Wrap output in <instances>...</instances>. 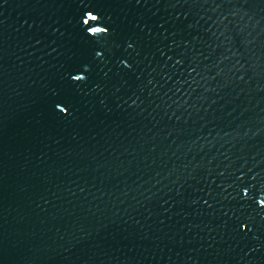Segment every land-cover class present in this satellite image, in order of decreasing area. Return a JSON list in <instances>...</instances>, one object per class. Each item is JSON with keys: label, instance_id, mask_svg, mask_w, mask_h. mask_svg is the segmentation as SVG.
Returning a JSON list of instances; mask_svg holds the SVG:
<instances>
[{"label": "water", "instance_id": "obj_1", "mask_svg": "<svg viewBox=\"0 0 264 264\" xmlns=\"http://www.w3.org/2000/svg\"><path fill=\"white\" fill-rule=\"evenodd\" d=\"M0 264H264V0H0Z\"/></svg>", "mask_w": 264, "mask_h": 264}, {"label": "clouds", "instance_id": "obj_2", "mask_svg": "<svg viewBox=\"0 0 264 264\" xmlns=\"http://www.w3.org/2000/svg\"><path fill=\"white\" fill-rule=\"evenodd\" d=\"M77 79H80V77H77Z\"/></svg>", "mask_w": 264, "mask_h": 264}]
</instances>
